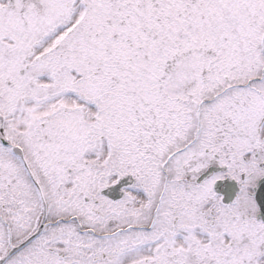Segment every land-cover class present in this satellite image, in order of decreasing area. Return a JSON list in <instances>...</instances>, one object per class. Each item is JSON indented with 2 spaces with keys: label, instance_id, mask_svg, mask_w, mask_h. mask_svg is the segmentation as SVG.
Returning <instances> with one entry per match:
<instances>
[{
  "label": "snow or ice",
  "instance_id": "6c2138e0",
  "mask_svg": "<svg viewBox=\"0 0 264 264\" xmlns=\"http://www.w3.org/2000/svg\"><path fill=\"white\" fill-rule=\"evenodd\" d=\"M0 264H264V0H0Z\"/></svg>",
  "mask_w": 264,
  "mask_h": 264
}]
</instances>
